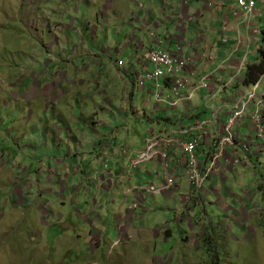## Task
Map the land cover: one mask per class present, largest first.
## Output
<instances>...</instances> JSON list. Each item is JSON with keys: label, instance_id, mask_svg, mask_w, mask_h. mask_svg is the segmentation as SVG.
Wrapping results in <instances>:
<instances>
[{"label": "rangeland", "instance_id": "374dc122", "mask_svg": "<svg viewBox=\"0 0 264 264\" xmlns=\"http://www.w3.org/2000/svg\"><path fill=\"white\" fill-rule=\"evenodd\" d=\"M61 1L0 0V264H264V149L253 144L251 156L214 180L217 191L190 193L198 202L188 204L187 181L163 194V165L138 162L146 132L163 125L131 118L112 125L105 144L59 134L58 117L31 97L40 79L31 90L28 77L43 29L63 21ZM24 73L27 84L17 79ZM152 91L149 81L136 90L139 105L154 100ZM175 119L187 127L196 120ZM116 144L124 148L112 156ZM150 185L148 199L139 198Z\"/></svg>", "mask_w": 264, "mask_h": 264}, {"label": "crops", "instance_id": "0c3cea01", "mask_svg": "<svg viewBox=\"0 0 264 264\" xmlns=\"http://www.w3.org/2000/svg\"><path fill=\"white\" fill-rule=\"evenodd\" d=\"M253 1L255 5L250 12L240 6L238 0H190L189 3L183 0H62V6L68 5L66 12L62 13L63 21L57 27L46 26L43 29L46 41L42 38L36 44L42 46L40 56L31 58L33 69L31 77H28L33 83V86L30 84L31 90L35 78L40 79V82L37 80V88H34L39 95L34 93L31 97L34 100L39 96L44 109L53 117H58L62 137H101L102 144L106 143L102 137L108 134L114 136L112 125L123 124L131 118L163 125L156 132L169 135L185 123L179 124L175 119L178 112L192 120L189 122L207 119V134L201 136L197 148L200 162H205L212 151L218 150L217 139L228 115V110H225L215 117L213 111L246 87L234 83L224 87L216 96L213 95L214 88L230 77L239 61L245 59L249 63L259 56L264 0ZM155 46L188 58V69L194 72V76L193 84L185 93L194 89L195 95L191 100L170 106L158 103L154 98L152 102L143 103V107L139 105L142 98L136 90H145L147 83L141 86L140 80L147 70L152 69L146 53ZM115 54L117 58L112 60ZM125 55L130 60L128 64L123 58ZM120 59L123 65H119ZM110 75L115 77L113 84L109 82ZM205 77L208 78V88H199L200 81ZM17 79L27 84V77ZM53 79L57 80L54 84ZM40 84L43 89H40ZM54 85L59 87L55 92ZM99 97L101 104L94 103L93 100ZM205 100L212 113L203 112L202 103ZM166 123L174 126H164ZM250 123L248 118L239 124V138L256 144L258 149L255 151L260 153L263 146L252 133ZM150 129L155 131L154 127ZM204 137L206 140L202 142ZM108 145L111 148L112 145ZM123 148L116 144L114 150L109 149V154L117 155V151ZM242 154L244 152L238 146L226 148L207 182V195L217 191L214 180L225 179V172L232 168L230 162L241 160ZM245 154L251 156L252 153ZM184 164L180 150L171 149L167 172L174 179L179 178L176 182L178 186L183 179L188 182ZM161 180L162 192L164 176ZM178 186L173 191L176 192ZM187 189L188 204H197L198 199L189 197L191 192L189 187ZM173 191L169 189L162 193ZM181 202L185 203L183 199ZM245 210L242 207L241 212Z\"/></svg>", "mask_w": 264, "mask_h": 264}, {"label": "built area", "instance_id": "2783aa9c", "mask_svg": "<svg viewBox=\"0 0 264 264\" xmlns=\"http://www.w3.org/2000/svg\"><path fill=\"white\" fill-rule=\"evenodd\" d=\"M189 3L190 0H183ZM240 6L245 7L248 11H252L254 1L238 0ZM146 57L152 65L151 70H147L141 78V85H145L149 81L152 85L153 95L156 102L176 106L183 98V91L191 85L194 72L188 69V58L182 54H173L169 50L163 49L160 46H155L146 53ZM123 63L122 60L119 61ZM245 59L239 61L235 70L232 72L227 82L221 81L218 84V91L229 84L241 78L242 72L245 70ZM201 86L207 87L206 81L201 82ZM264 83V73L260 80L251 85V87L233 98V101L219 105L214 113L215 117L221 115L225 110H228L227 118L223 124L222 130L218 136V150L213 151L205 162H200L197 153L200 137L187 140V138L201 132L207 125L209 120H197L190 126L181 125L176 131L178 135L172 136L167 133L154 134L148 132L146 136V148L142 152L140 160H160L164 170V185L162 188L168 189L173 186V176L167 172L168 162L171 157V149L177 148L182 152L185 162L186 173L189 177V182L192 186L200 189L203 182L206 181L214 173L216 162L223 156L224 151L228 146L240 147L244 153L252 151V145L249 141L239 138V124L250 120L256 138H259L264 144V114L261 109V104L264 103V86L259 92L260 86ZM169 89V94L165 96V90ZM192 93L190 94V97ZM250 103L255 104L254 111L248 112ZM154 188L150 185L149 190L145 192L151 193ZM142 192V191H141ZM144 195V193H142ZM145 196V195H144Z\"/></svg>", "mask_w": 264, "mask_h": 264}, {"label": "clouds", "instance_id": "9594fccd", "mask_svg": "<svg viewBox=\"0 0 264 264\" xmlns=\"http://www.w3.org/2000/svg\"><path fill=\"white\" fill-rule=\"evenodd\" d=\"M254 5H255V1H254ZM253 8H254V6H253ZM250 12H252V11H250ZM154 48V47H153ZM152 49V48H151ZM150 50V49H149ZM148 50V51H149ZM120 60H122V59H120ZM119 60V61H120ZM119 61H118V63H119ZM123 61V60H122ZM149 61V60H148ZM124 63V62H123ZM123 63L122 64H120L119 63V65H123ZM188 63H189V60H188ZM151 64V63H150ZM245 64H246V67H247V62H246V60H245ZM189 65V64H188ZM151 70V69H150ZM245 70H246V68H245ZM244 70V71H245ZM243 71V72H244ZM147 72V71H146ZM243 72H242V74H243ZM264 73V72H263ZM263 73H261L260 74V76L258 77V79L255 81V82H253V83H251V84H249V85H242L241 83H240V81H241V79H242V74H241V78L239 79V80H236L235 82H230L229 84H225V86L224 87H226V86H228V85H232V84H234V83H239V85H241V86H245L246 88L245 89H243L242 90V92H240V93H238V95L239 94H241V93H244L245 91H247L250 87H251V85H253V84H255V83H257L259 80H260V77H261V75L263 74ZM145 75V74H144ZM143 75V76H144ZM207 77H205V78H202V80L200 81V82H202V81H206L207 82ZM223 81H225V83L227 82V79L226 80H223ZM140 82H141V80H140ZM219 83H221V81L219 82ZM193 84V79H192V83H191V85ZM201 84L202 83H200L199 84V88H202L203 86H201ZM207 84H208V82H207ZM141 86H145V85H141ZM209 86V85H208ZM208 86L206 87V88H208ZM263 86H264V83L259 87L260 88V90H259V92H261L262 91V88H263ZM190 86H188V88H189ZM223 87V88H224ZM187 88V89H188ZM223 88H222V90H223ZM221 89H220V91H218V85L215 87V89H214V92H213V95H218V93H220L221 91H222ZM166 91V90H165ZM192 93V96L190 97V94ZM194 95H195V91H194V89L193 90H191V91H189L188 93H185V90L183 91V94H182V100L179 102V103H181L182 101H184V100H191L193 97H194ZM233 99V98H232ZM229 101H227V102H224V103H228ZM178 103V104H179ZM224 103H222V104H224ZM177 104V105H178ZM221 104V105H222ZM176 105V106H177ZM263 105H264V103L263 104H261V109H263V114H264V108H263ZM219 106V105H218ZM217 106V107H218ZM253 107L252 109H251V111H254V109H255V104L254 103H250L249 104V106H248V112H249V107ZM217 109V108H216ZM216 109L213 111L214 113H215V111H216ZM250 111V112H251ZM219 117V116H218ZM197 120H199V119H197ZM197 120H195V121H197ZM201 120H204V119H201ZM207 120V119H206ZM194 121V122H195ZM209 123V122H208ZM208 123H207V125L202 129V131L201 132H197L195 135H199L198 137H200L201 138V136L202 135H206L207 134V128H208ZM183 125V124H182ZM181 127V125L179 126V128ZM178 128V129H179ZM252 131V133L254 134V132H253V130H251ZM148 132H153L154 134H159V133H155V131H153L152 129H150L149 131H147V133ZM147 133H146V136H147ZM195 135H192V136H195ZM191 136V137H192ZM253 136V135H252ZM255 136V135H254ZM191 137H189V138H187V140H192L193 138H191ZM198 137H195V138H198ZM191 138V139H190ZM255 138H256V136H255ZM218 140V139H217ZM256 140H259L260 142H261V144H262V146H263V148H262V150L264 149V144H263V142L259 139V138H256ZM199 144H200V142H199ZM199 144H198V146H199ZM250 145H253V143H250ZM181 152V151H180ZM213 152V151H212ZM197 153H198V151H197ZM181 155H182V152H181ZM137 162V161H136ZM138 162H142L140 159H139V161ZM187 174V173H186ZM173 179H174V177H173ZM210 180V177L206 180V181H204L203 182V184H202V186H201V188L200 189H198V188H196V187H194V186H192L191 184H190V182L188 181V187H189V190H190V192L191 193H198V194H200L201 195V193L200 192H204L205 194H207L208 192H209V190H208V186H207V182ZM164 183H165V181H164ZM174 184H177L176 182H175V179H174V183H173V186H171V187H168V189H163V190H168L169 191V189H173V188H177V187H175L174 186ZM135 190V189H134ZM174 190H176V189H174ZM160 191H161V189H160ZM145 191H142L139 195H137L139 198H141V199H143V200H147L148 199V197L145 195H143L142 193H144ZM152 193V192H151ZM151 193H149V194H151ZM214 262V261H213Z\"/></svg>", "mask_w": 264, "mask_h": 264}, {"label": "trees", "instance_id": "16d2710c", "mask_svg": "<svg viewBox=\"0 0 264 264\" xmlns=\"http://www.w3.org/2000/svg\"><path fill=\"white\" fill-rule=\"evenodd\" d=\"M260 33L262 44L258 48V59L256 61H250L247 64L240 81L242 85H249L255 82L260 74L264 72V26L261 28Z\"/></svg>", "mask_w": 264, "mask_h": 264}]
</instances>
